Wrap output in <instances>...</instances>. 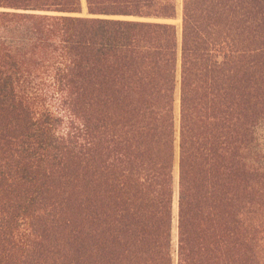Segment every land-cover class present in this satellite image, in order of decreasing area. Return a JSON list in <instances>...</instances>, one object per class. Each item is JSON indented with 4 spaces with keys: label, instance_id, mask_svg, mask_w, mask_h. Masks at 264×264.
<instances>
[{
    "label": "trees",
    "instance_id": "1",
    "mask_svg": "<svg viewBox=\"0 0 264 264\" xmlns=\"http://www.w3.org/2000/svg\"><path fill=\"white\" fill-rule=\"evenodd\" d=\"M263 122L264 0H0V264H264Z\"/></svg>",
    "mask_w": 264,
    "mask_h": 264
},
{
    "label": "rangeland",
    "instance_id": "2",
    "mask_svg": "<svg viewBox=\"0 0 264 264\" xmlns=\"http://www.w3.org/2000/svg\"><path fill=\"white\" fill-rule=\"evenodd\" d=\"M181 11H182V5L180 6V15H179V17L174 20V22L178 25L180 32H181V22H182ZM257 137H258V140H259V143H260V148L262 149V152H263V155H264V122L257 129ZM263 162H264V158H263Z\"/></svg>",
    "mask_w": 264,
    "mask_h": 264
}]
</instances>
